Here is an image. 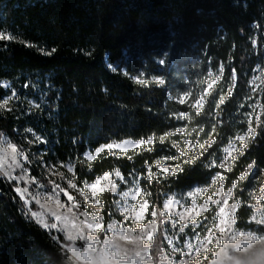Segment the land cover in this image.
I'll return each mask as SVG.
<instances>
[{
  "label": "trees",
  "instance_id": "1",
  "mask_svg": "<svg viewBox=\"0 0 264 264\" xmlns=\"http://www.w3.org/2000/svg\"><path fill=\"white\" fill-rule=\"evenodd\" d=\"M0 35L12 37L0 39V83L18 92L25 85L48 91L50 117L39 115L33 125L55 162L73 164L78 186L118 169L124 179L138 181L150 218L168 194L207 185L220 172L240 201L235 226L254 227L247 192L255 175L241 174L249 164L264 169V0H0ZM41 48L57 51L47 56ZM196 100L202 101L199 114ZM250 124L258 135L243 152L238 148L230 171L220 169L222 149ZM22 125L12 112H0V136L19 148ZM149 137L151 143L132 150L84 156L110 142ZM187 140L211 144L194 156ZM160 161L181 170L168 175L156 167ZM115 199L109 192L100 196L105 224L112 217L121 221L112 215ZM23 208L0 174V264H61L63 235L39 227ZM169 226L157 225L150 247L155 261L168 252Z\"/></svg>",
  "mask_w": 264,
  "mask_h": 264
},
{
  "label": "rangeland",
  "instance_id": "2",
  "mask_svg": "<svg viewBox=\"0 0 264 264\" xmlns=\"http://www.w3.org/2000/svg\"><path fill=\"white\" fill-rule=\"evenodd\" d=\"M257 76L252 80L253 87L256 88L258 81H259V74L258 72L256 73ZM7 85V87H5ZM0 86L3 87L4 94L0 96V103H3V101L12 95L13 91L16 92L17 96L16 98L9 100L8 104L5 105L4 108L0 109L1 111H10L15 115L16 118H18L21 122H23L22 129L19 131L20 135V140H21V146L20 148L17 147L15 143L9 140L7 136H0V140L3 141V144L5 147H7L8 143L14 144L17 147V150L24 151L25 155L28 156V161L29 162H24L23 167L27 169L26 173H21L20 169H8V164L10 163V157H6L4 160L3 167L5 169H8L11 171L12 176H23V179L17 181V180H10L9 178L5 177L3 174L2 177L9 182L13 186V189L20 188L21 190L27 188L28 191L24 193V200H21L20 198V193L16 192L17 197L20 198L22 204H23V209L26 210L28 215L31 217L33 222H35L39 227L46 231L54 230L60 233L61 235L64 234L62 232H59L58 229H51L50 227L45 228L42 227L38 222L37 218L32 216V213L35 212L38 215L43 214L45 218L47 217L48 213L46 212V208H55V199H46V197H56L58 195V198L60 200V203L64 205L63 209H60L61 213L67 212V209L72 208L74 212L76 213H81V212H87L89 215H93L95 213H98L102 219L98 220L97 222L101 223L102 229H106L109 224H115V226L118 229H122L125 234H129L128 230L131 229L132 235H138L139 234V229L141 227H144L147 229V225L151 223L154 219L152 213H150V218L147 217L148 212H149V205L145 207L143 210L142 218L137 221L134 219V216L136 213L141 212L139 203H142L145 201V196L144 194L140 191V193L137 195L136 201L131 200V194L129 197H127V200L129 201V211L127 213V219H125V213L120 211V208L123 207V202H124V197L122 194L124 192H130V193H135V188L136 186L139 187V183L137 180L132 179H123L121 180L120 178L115 176V172L110 173L108 179L114 181L117 184V192L113 193L110 190V187L107 185V181L104 179H100L99 183H97V179L92 182V183H85V185L78 186L76 182L73 180V172L70 173L67 171V167L65 165L71 164V163H61L55 162L51 156H49V151L48 148L45 146L46 145V140L43 137V134L40 133V131L37 129L39 128L38 126L33 125V121L35 120L36 117L44 116V118H49L50 117V112L49 109L47 108L50 105V101L48 100V91L41 92L39 90H35V87L32 86L30 89L27 87H23L22 92H18L16 89H14L10 84L7 82H1ZM31 102V103H30ZM36 105H39V107H36ZM258 104L253 105V108L248 116L251 117L252 121L255 117V107H257ZM252 126V125H251ZM253 127V126H252ZM27 129H31L32 131L29 132ZM246 133V132H245ZM244 133V134H245ZM242 135V134H241ZM36 136L41 137V140L44 142H40L36 140ZM32 141L30 144L29 141ZM124 141H130V140H122L121 142H110L109 144H113V148L111 150H116L119 152L122 151H127V150H132L134 148L140 147L141 145H136L135 142L137 141H132L133 144H125ZM187 142H190L192 147L189 149L188 144L186 143V147L189 151L194 153H198L197 150L201 149L200 145H204L201 143H195L187 140ZM234 143L235 145V150L233 151V156L236 157L238 153V148L241 145V142L236 141L235 139L230 141ZM230 142L224 146L222 149L223 151V156L222 160L220 163L224 162V157L228 155L227 152H225V149L229 148ZM119 145V147H117ZM103 150H108L107 147L103 148ZM9 151H11L9 149ZM88 153L94 157H96L97 153L96 151L94 152H85V154ZM87 157L86 155H84ZM195 156V155H194ZM23 159V158H19ZM229 159L232 160V163L230 165V168L233 165L234 159L232 157H229ZM161 162V161H160ZM219 163V164H220ZM73 165V164H72ZM171 168L166 161H162V167L159 168L163 172V168ZM221 169V168H220ZM222 170H228V168L222 169ZM58 173H64L63 178L58 175ZM220 177L223 178V184L221 185L220 179L218 178L216 183L213 184L212 178L209 184L207 185H199V186H192L186 191H181V192H174L170 193L166 196L165 200L168 199L169 196L172 194H176V198H181V197H186L187 198V203L183 205V207L175 206L172 205L170 207H173L175 211H183L184 208L191 207L192 204V199L193 197H187V193L189 192H195L196 188H207L208 191L203 193L202 195H195V200L196 204L198 206L197 210H199V206H202L204 204V200L208 199L211 197L209 200L208 204V210L201 212L200 215L196 216L195 219L197 220L199 227L195 229V231H198L202 233L201 239L203 238V235L207 234V229L209 227H214V222L213 218L215 217V212L219 210L218 206L216 204H213L212 201H222V198L227 194L228 190L225 188V182H224V176L219 172ZM252 178V186L250 187L249 191L247 192V197L249 200V203L247 204L251 208V216L256 215L257 218H262L261 214L264 213V193L261 192V189L264 188V169H261L260 171L257 170L255 166H253V169L250 173H247V176H254ZM214 174L213 176H216ZM212 176V177H213ZM103 176H100L98 178H102ZM73 180V183H75L76 187L72 188L69 186L68 181ZM135 181V183H134ZM53 184L59 185L60 189H63V191H53ZM86 184H95L96 191H97V196L96 199L100 200V196L102 193L109 192L110 194L113 193L116 195V199L113 202V210H112V215H117L120 219L118 220L117 218L112 217L109 219L107 224L104 223L103 215H102V210L103 207L97 206L94 202H89V200H86L85 197L91 198V193L92 190L86 187ZM211 185V187H209ZM140 188V187H139ZM103 189V191H101ZM141 190V189H140ZM83 193V195L81 194ZM69 197H72L70 200ZM256 197H262L260 200H257ZM37 200H39V203H37ZM163 201V204L165 202ZM24 201H27L25 203ZM101 201V200H100ZM232 203H236L237 206L239 207L240 201H236L234 199L233 192L231 196L227 198V204L225 205L226 208L230 207ZM79 204V208H75L74 205ZM41 205H45V208H42ZM237 207V209H238ZM134 209V211H133ZM164 211V205L163 209ZM205 213H209V217L205 215ZM164 215L166 217H169L164 224H170L169 230L164 234V239L165 242L168 245V252L166 253H158V259L155 261L153 258L152 253H150V247L151 243L147 240L144 241L146 245L149 246V252L148 256L151 257V261H149L147 258L144 260L143 264H181V261H186V264H194L195 258L199 257L201 261L206 260L207 256L204 253L196 254L195 252L192 253L191 256H185V253L188 251L186 248H182L180 252H174L173 249L178 246H183V244L191 238L192 242H195L196 236L194 233L193 228L190 226L191 221H189L188 225H185L186 227V233L185 234H180L177 235L179 232V226L183 224V221L179 220V217L175 216L174 214H169L167 211H164ZM189 217H191V214H187ZM234 218L236 219V214H233ZM251 216L249 219V222L253 224V228L251 229H242V228H237L234 226L237 230H252V231H257L256 228L257 226L254 221H251ZM111 217V216H110ZM83 216H78V219H83ZM160 213L157 212V216L155 217L156 220V230L153 234L154 235L157 233V225L160 224ZM49 224L55 223L56 221L54 219L48 220L47 221ZM219 223V218H215V224ZM163 224V225H164ZM162 225V226H163ZM59 227V226H58ZM264 228V226H261ZM113 235L111 231H101L98 233V236L100 239L103 241L106 237L110 238ZM183 235L184 239L183 241L180 240V236ZM65 238V237H64ZM168 239H172L174 243L172 245L168 244ZM70 242L66 241V245L64 248H66Z\"/></svg>",
  "mask_w": 264,
  "mask_h": 264
},
{
  "label": "snow or ice",
  "instance_id": "3",
  "mask_svg": "<svg viewBox=\"0 0 264 264\" xmlns=\"http://www.w3.org/2000/svg\"><path fill=\"white\" fill-rule=\"evenodd\" d=\"M0 39H12V37H4L3 35H0ZM253 43H255V41H253ZM39 51L43 54V55H47V56H51L53 55L57 49L56 48H52L50 51H46L43 48L39 49ZM86 55H90V53H86ZM164 55H167V53H165ZM158 63L160 65H164L166 63V61L164 59H160L158 61ZM108 67L111 69L112 72H116L117 71V67L109 64ZM209 75H211V73H209ZM217 79H219V77H217ZM154 80L159 84V85H165V79L161 78V77H154ZM138 83L140 84H147L148 82L146 80H139ZM211 86V81H209V87ZM5 87H7V85H5ZM25 87H27V85H25ZM17 94L15 91H13L12 95L7 97L3 103H0V109L4 108L5 105L8 104L9 100H12L14 98H16ZM223 102V101H221ZM31 103V102H30ZM185 100L184 97L180 98V104H184ZM201 105H202V101L201 100H196L195 102V110L196 113L199 114L201 112ZM36 107H39V105H36ZM181 117L185 116L186 113H181L180 114ZM249 120H251V117H249ZM256 122L257 125L259 126L261 124L259 115H257L256 117ZM27 131L31 132V129H27ZM185 129L184 128H178L177 132L180 133H184ZM200 131H203V129H201ZM258 135V132L256 130V128L252 127L251 124L249 125V127L247 128V131L245 134L242 135H237L235 137L236 141L241 142L240 145V151L243 152V150L247 147V144L249 142L250 139L255 138ZM166 137H161L160 141L161 143H163L164 139ZM36 140L40 141V142H44L41 140V137L36 136ZM152 142V137H149L147 141L145 140H140L135 142L136 145H141V144H148ZM29 143L31 144L32 141L30 140ZM125 144H133L132 141H124ZM189 149H191L192 145L190 142H187ZM205 145H209L211 144L210 141H205L204 142ZM113 144H108V145H101V147L96 149V153L99 154L103 148L107 147L109 150H111L113 148ZM174 147H176L177 152L180 153L181 156L184 155L183 152L180 151V148L177 145H173ZM117 147H119V145H117ZM201 148H204V145H200ZM9 149L11 151H9ZM205 151H207V149H204ZM235 150V145L234 143L230 142L229 144V148L225 149V152L228 153V155H226L224 157V162L219 164V167L221 169H225L228 168V170L230 171V165L232 163V160L229 159V157H232L233 159L235 158L233 156V151ZM199 153H194V155H197ZM87 156L88 160H92L95 157L86 153L85 154ZM6 157H10V163L8 164V169H20L21 173H26L27 169H25L23 167V163L24 162H29L28 161V156L25 155L24 151L17 150L16 145L8 143L7 147L4 146L3 141L0 140V174H3L5 177L9 178L10 180H21L23 179V176H12L11 171H9L8 169H5L3 167L4 164V160ZM19 158H23L22 160ZM168 159L170 160H175L177 159V157H168ZM214 163V162H213ZM65 167H67V171L72 173L73 172V168L74 166L72 164H68L65 165ZM157 168H161L162 167V161L161 162H157L156 164ZM253 169V164H249L248 165V169L246 170V173H242L241 174V179H243L245 177V175H247V173H250ZM163 172L168 174V175H174L176 172L180 171V165L177 164L176 167L174 168H167L164 167ZM150 175H149V179H151V171L149 169ZM58 175H60L61 178H63L64 173H58ZM115 176L120 178L121 180H123L124 178L122 177L120 171L117 169L115 171ZM109 177V173L105 172L102 178H97V183H99L100 179H104L107 181V185L110 187V190L113 193L117 192V184L108 179ZM220 179V183L221 185L223 184V178L220 177V174L217 173L216 176L212 177V181L213 184L216 183L217 179ZM75 179V175H73V180ZM73 180H69L68 184L70 187L75 188L76 185L75 183H73ZM135 183V181H134ZM86 187L92 190L91 193V198L89 197H85L86 200H89V202H94L97 206L99 207H103V204L101 203V201L99 199H96L97 196V191H96V187L95 184H86ZM209 187H211V185H209ZM235 187V184L233 185V188ZM63 191V189L59 188V185L57 184H53V191ZM16 192L20 193V198L21 200H24V193L28 191L27 188L21 190L20 188L15 189ZM101 191H103V189H101ZM140 188L138 186H136L135 188V193H130V192H124L122 194V196L125 198L124 202H123V207L120 208V211L124 212L125 215V219H127V213L129 211V201L127 200V197H129V195L131 194V200L132 201H136L137 199V195L140 193ZM208 189L207 188H196L195 192H189L187 193V197H193L192 199V204L191 207H187L184 208L183 211H175L173 207H170L172 205L175 206H179V207H183V205L185 203H187V198L186 197H181V198H176V194H172L171 196L168 197L167 200H165L164 202V211H167L170 215L174 214L175 216L179 217L180 221H183L184 223L181 224L179 226V232L177 233V235L180 234H185L186 233V227L185 225L189 224V221H191L190 226L193 228L196 239L195 242L193 243L191 238H189L188 241H186L183 246H178L175 247L173 249L174 252H180L182 250V248H186L188 251L185 253V256H191L193 252H195L196 254H200V253H204L207 254V249L208 247L213 243V242H219V237L221 234L225 233V232H232L234 230H237L234 226L237 225V220L234 218L233 214L237 211V204L236 203H232L230 207L226 208L225 205L227 204V198L229 196H231L232 194V189L230 188L227 192V194L222 198V201H215L213 200L212 203L216 204L219 208L218 211L215 212V217L213 218V222H214V227H209L207 229V234L203 235V238L201 239V235L202 233L195 231V229H197L199 227V224L197 222V220L195 219L196 216L200 215L201 212L207 211L208 210V204H209V200L211 199V197H209L208 199L204 200V204L202 206H199V210H197L198 206L196 204V200H195V195L199 194L202 195L203 193L207 192ZM261 192L264 193V188L261 189ZM83 195V193H81ZM262 197H256L257 200H260ZM46 199H55V204L56 207L55 208H46V212L48 213L47 217L45 218V216L43 214L38 215L37 213L33 212L32 216L37 218V222L45 228L50 227L51 229H58L59 232H62L64 234L65 240L70 242V244L72 245H76L79 243H86L87 246L91 249H95V247L97 246V244H99L101 241L99 239H90L89 238V234H92L93 236L98 235L99 232L101 231H111L113 233V235L111 236L112 239L110 240L109 238H105L103 240V247L106 250H112L115 252V254L121 258V262L122 264H143L144 260L147 258L149 261H151V257H149L147 254L149 252V246L146 245L144 243L145 240L151 242L153 240V234L156 230V220L155 217L157 216V211L155 209H153L152 211V215L154 217L153 221L151 223H149L147 225V229H145L144 227H141L139 229V234L138 235H132L131 232L132 230L129 229L128 232L129 234H125L124 231L122 229H118L115 224H109L107 226L106 229H102V225L101 223L97 222L98 220L102 219V217L99 216L98 213H95L93 215H89L87 212H81V213H76L73 211L72 208L67 209V212L65 213H61L60 209L64 208V205L60 203V200L58 198V195L56 197H46ZM69 199L71 200L72 197H69ZM25 203H27V201H24ZM139 203L141 212L136 213L134 216V219L139 221L142 218V214H143V210L145 209V207L147 206V201H143L142 203H140L139 201H137ZM37 203H39V200H37ZM42 208H45V205H41ZM75 208H79L80 205L79 204H75L74 205ZM134 211V209H133ZM164 211L160 212V224L163 225L165 223V221L169 218L166 217L164 215ZM187 214H191V217H189V215ZM78 216H83L84 218L78 219ZM219 218V223L215 224V218ZM262 218H257L256 215H252L251 216V221H254L255 224L257 226H264V213L261 214ZM54 219L56 222L55 223H51L49 224L47 221ZM59 226V227H58ZM244 232H256V231H252V230H241V234H244ZM121 239L127 242H135L138 244V247L135 250L134 256H130L127 252V250L121 251L119 249V246H117L115 244V240L116 239ZM55 239V237L53 238ZM174 243V241L172 239H168V244L172 245ZM181 264H186V261H181Z\"/></svg>",
  "mask_w": 264,
  "mask_h": 264
},
{
  "label": "clouds",
  "instance_id": "4",
  "mask_svg": "<svg viewBox=\"0 0 264 264\" xmlns=\"http://www.w3.org/2000/svg\"><path fill=\"white\" fill-rule=\"evenodd\" d=\"M90 239H99L95 249L86 243L69 244L60 256L61 264H122L114 251L106 250L98 235L89 234ZM110 240L112 237L109 238ZM121 251L127 250L134 256L138 244L116 239ZM207 258H195L194 264H264V232H244L234 230L220 235L219 242H213L207 249Z\"/></svg>",
  "mask_w": 264,
  "mask_h": 264
}]
</instances>
